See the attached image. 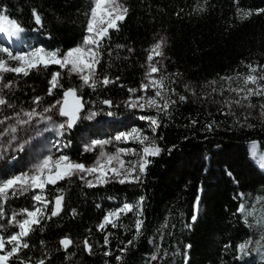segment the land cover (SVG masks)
<instances>
[{"label":"trees","instance_id":"16d2710c","mask_svg":"<svg viewBox=\"0 0 264 264\" xmlns=\"http://www.w3.org/2000/svg\"><path fill=\"white\" fill-rule=\"evenodd\" d=\"M122 2L129 10L127 17L103 41L97 66V74L105 71L114 83L93 90L74 76H64L62 87L48 95L51 73L61 71L58 65H50L18 77L3 95L11 108L27 110L36 97L50 105L62 98L64 90L75 88L84 108L100 110L105 108L102 101L109 100L107 112L120 118L124 114L120 105L130 97L129 89L138 88L144 78L152 37L161 32L168 38L161 75L167 78V96L176 101L167 113L154 116L160 127L153 138L163 151L149 157L151 163L136 186L111 182L88 187L75 176L48 185L47 215L51 216L53 201L60 194L63 212L44 219L27 238L30 246L11 264L22 260L25 264L40 260L45 264H185V255L187 264H264V172L249 154L251 143L264 152L260 108L264 96L228 106L225 101L240 97L227 90L236 88L233 80L221 79L247 75L249 64L258 69L264 65V0ZM90 7L91 0H0V11L19 22L24 39H31L35 47L61 52L81 44ZM33 9L41 17L40 24ZM244 12L252 14L242 19ZM181 95L187 99L180 101ZM80 129L77 123L66 136V152L79 163H89L93 157L81 156L76 143ZM94 136L109 137L99 131ZM32 196L29 192L5 203L0 235L6 238L16 231L8 220L24 208L31 210ZM141 196L144 224L139 237L133 240L134 213L122 215L116 228L97 229L108 211L124 202L135 203ZM241 204L244 212L238 211ZM106 234H110L107 245ZM65 237L73 241L66 250L60 245ZM85 240L92 246L91 253L85 250ZM130 240L133 243L121 251ZM245 241H250L248 254L237 259L242 255L237 246Z\"/></svg>","mask_w":264,"mask_h":264},{"label":"snow or ice","instance_id":"6c2138e0","mask_svg":"<svg viewBox=\"0 0 264 264\" xmlns=\"http://www.w3.org/2000/svg\"><path fill=\"white\" fill-rule=\"evenodd\" d=\"M128 8L124 5L122 0H91V7L88 14L87 25L85 28V35L83 36L81 44L76 47L70 48L67 51L61 52L60 49L45 50L42 47L33 48L27 52H16L15 54L7 47H0V53L6 55L7 59L0 57V81L3 80L4 73H15L17 75L22 74L28 76L32 70L39 71L40 68L47 69L50 65H58L61 71L51 73V79L49 80L48 95L53 94V90L58 87H62L60 84V77L64 70H67L69 74H76L79 76L83 85L96 89L98 85L107 86L114 83L108 76H104L103 79H97V66L101 62V47L103 41L110 37V30H119V24L122 23L128 14ZM252 13L244 12L241 16L242 19H247ZM32 15L37 24L41 23V17L33 9ZM23 27L18 21L10 19L8 15L0 11V33H7L11 36H17L23 32ZM166 39L160 37L148 50L147 61L148 71L146 78L148 83H142L140 86L141 91H147L149 88L155 89V96L138 97L135 101H131L128 106L132 108L139 107L142 111L146 108H155L157 111L168 112L170 104H175L176 101L167 96V85L164 83L166 77H161L159 80L152 79V75L158 73L160 69L157 67V63H153L154 57H163L164 47L166 46ZM120 47V46H118ZM15 62L10 64L9 62ZM248 74L240 77L243 81V85L237 88L227 89L230 92L236 93L240 99L227 100L226 105L232 104L240 105L242 101H248L253 96H264V65L259 66V69L251 64L247 65ZM237 77H222V80H234ZM215 83L214 81L212 82ZM252 85V86H249ZM13 82L9 81L0 85V92L3 89H11ZM215 91V89H213ZM137 89L130 88L129 92L135 94ZM175 95V90H171ZM243 93V95H241ZM159 98L163 103H159L156 98ZM71 98V102L69 101ZM187 98L183 95L179 97L180 101H185ZM41 98L36 97L33 101L35 104L40 103ZM140 101H143L141 103ZM103 104L111 105V101L104 100ZM59 105V115L65 117L66 120L56 126L58 134L62 135L63 131L73 128V126L80 119V112L82 111L84 104L81 98L77 95L75 88H68L63 93V100L56 101L55 104L50 105L43 109L42 113H37L33 108L31 111H24L23 116L27 119L21 118L20 113H16L14 119L15 124H8L3 130H0V137L9 136V144L12 140L16 139L15 134L18 131V126L29 124L35 116H41L45 121L51 120V116H45L44 113H49ZM7 106L9 108L14 107L9 101L0 94V107ZM253 107L251 103L247 105ZM261 115L264 116V104L260 105ZM95 115V113H92ZM111 115V113H109ZM91 118V117H88ZM11 117H5L0 120V124L5 122ZM141 119L148 120L152 126V133L155 135L156 129L160 127L159 120L154 116H142ZM195 123V122H193ZM211 130V125L207 126ZM129 143L134 142L140 144V153H137L133 148H117L114 153H107L104 148L106 145L112 143V141ZM150 138L144 134L140 129L133 127L129 131L120 132L112 140H94L92 143L85 147L84 151H93L99 148V155L92 166H86L82 163L73 161L68 155H60L53 157V155H44L41 159L35 163L29 171L20 172L19 174H13L10 177L0 179V218L4 216V205L10 199L20 195H24L29 192L36 193L32 196V200L35 202L31 208H24L19 213H13L8 220V225L17 229L12 232L6 238L0 235V264H11V261L18 258L20 252L23 249H27L30 245L27 242V238L32 232L37 230V227L41 226V222L44 219H50L51 217L59 215L63 208L64 197L62 194L55 197L54 206L51 209V216L47 215L49 201L45 197L44 193L48 185H56L59 181L70 179L73 176L79 175L81 180H84L88 187L102 186L109 182L115 181L120 184L125 183H138L141 181L142 175L146 173L151 160L149 157L159 156L163 149L153 139L149 142ZM23 146H20L22 150ZM139 154L138 162L126 163L122 158L125 155H137ZM230 175V173H229ZM92 176L93 179H87ZM37 190H39L37 192ZM200 197L196 198V210L198 211ZM143 201L144 197H140L135 203L124 202L121 206L108 211L102 221L97 225L99 231H104L109 225L116 228L120 226L118 224L122 215L128 213H134L137 219L135 220L136 233L133 237L135 240L141 235L142 227L144 224L143 219ZM39 205V206H38ZM239 212H244V205L241 204L238 208ZM75 214V209H73ZM251 215V213H248ZM18 217H20L18 219ZM194 223L197 219V214L194 211L191 217ZM104 237V244L109 243L108 236ZM73 241L67 237L60 240V245L64 249H68ZM133 241H128L125 245L126 250L128 245H131ZM250 241H245L237 246V251L241 253V256H237V259H241L243 255H247V248ZM10 246V247H6ZM85 250L91 253L92 246L87 240L84 241ZM190 248L191 245H187ZM227 247V245H226ZM104 255H111L109 252H105ZM157 257L152 256L155 260ZM117 260L121 257L117 256ZM21 264H25L22 260ZM38 264H45L44 260L38 261ZM185 264H187V256L185 255Z\"/></svg>","mask_w":264,"mask_h":264},{"label":"rangeland","instance_id":"374dc122","mask_svg":"<svg viewBox=\"0 0 264 264\" xmlns=\"http://www.w3.org/2000/svg\"><path fill=\"white\" fill-rule=\"evenodd\" d=\"M5 34V33H4ZM7 35V36H6ZM6 38H12L11 35L6 33ZM19 35V34H18ZM17 35V36H18ZM4 35L0 33V47H7L14 54L16 52H27L32 50L33 48H37L33 45V42L29 38L23 37V33H20L18 39L15 41L14 45L6 44ZM160 37H164L167 41L166 46L164 47V55L163 57H154L153 63H157V67L160 69L158 73L152 75V79L159 80L162 75L161 71L163 69V64L166 58V50L168 47V38L165 34L159 32L152 37L151 44L148 48L150 49L151 45H153ZM46 50V49H45ZM0 57L7 59L6 55L0 53ZM10 64H14L15 62H9ZM148 71V61L146 60V64L144 67V78L140 83L139 87L136 88L137 91L135 94L130 95V97L123 102L120 106L123 109V116L120 118L112 117L107 112L110 108H103L100 110H96L94 108L86 109L80 114V119L78 123L81 125L80 133L76 137V143L80 151L81 156H92V161L89 163H82L86 166H92L99 155V148L94 149L93 151H84L85 147L90 145L94 140H112L116 135L120 132L129 131L131 128L136 127L140 129L144 134L148 135L151 142L153 140L152 126L148 120L141 119L142 116H155L157 113L161 111H157L155 108H146L145 110H141L139 107L132 108L129 107L128 104L131 101H135L138 97L144 96L145 98L155 96V89L149 88L147 91H141L140 86L142 83H148V79L146 78V73ZM76 77L79 81L80 78L76 74H69L67 70H64L61 74L60 80L62 77ZM104 76H107L106 72H101L97 74V79H103ZM3 80L0 81V85L3 83L9 82V77L12 78L10 81L13 82V85L16 83V79L18 77H24L22 74L17 75L15 73H4ZM83 84V82L81 81ZM232 85L234 87H241L243 85L242 79L233 80ZM252 86V85H249ZM14 87V86H13ZM60 88V87H58ZM8 89H3L0 94H4V92ZM159 103H163L158 97L156 98ZM61 100L62 98H58L52 104H55L56 101ZM143 103V101H140ZM50 105H44L41 101L39 104H35L30 109H14L9 108L7 106L0 107V120H3L5 117H11L5 122V124H0V130H3L8 124H15V115L16 113L21 114V118L27 119V117L23 116L24 111H31L33 108L36 109L37 113H42L43 109L49 107ZM95 113V115H92ZM45 116H51V120L45 121L41 118V116H35L29 124L18 126V131L15 134L16 139L11 141L9 144L10 137L3 136L0 137V179L5 178L4 174H9L12 170L16 172L15 174H19L20 172L29 171L32 166L37 163L39 159H41L44 155H53V157H58L60 155H68L66 152V148H68L67 138L69 135V131H63V134L60 135L56 131V126L60 123H63L65 120L59 117V105L57 108L53 109L49 113H44ZM91 117V118H88ZM96 131L107 134L109 137L99 138L94 136ZM23 146L22 150L20 146ZM141 145L134 142L123 143L112 141V143L105 146L104 150L107 153H114L117 148H133L137 150V153H140ZM252 147H254V152H252ZM258 146L256 143H251L249 145L250 156L256 167H258L261 171L264 172V152L260 153L257 150ZM126 163L138 162L139 154L137 155H125L122 157ZM72 159V158H71ZM73 160V159H72ZM75 161V160H73ZM77 162V161H76ZM263 163L262 166L260 164ZM14 168V169H13ZM75 177H79L76 175ZM87 179H93L92 176L87 177ZM84 181V180H82ZM115 182V181H112ZM111 183V182H109ZM139 183V182H138ZM138 183H125L131 186H136ZM39 190H37L38 192ZM33 193V192H32ZM36 193H33V195ZM35 203V202H34ZM39 206V205H38ZM19 213V212H16ZM20 217H18L19 219ZM13 228V227H12ZM17 231V229H15ZM7 247V246H6ZM10 247V246H8Z\"/></svg>","mask_w":264,"mask_h":264},{"label":"water","instance_id":"95a60500","mask_svg":"<svg viewBox=\"0 0 264 264\" xmlns=\"http://www.w3.org/2000/svg\"><path fill=\"white\" fill-rule=\"evenodd\" d=\"M22 33H24V31L22 32ZM67 90V89H66ZM66 90H64V91H66ZM64 93V92H63ZM80 97V96H79ZM81 98V100H82V102H83V98L82 97H80ZM62 100H63V94H62ZM69 101L71 102V98H69ZM83 104H84V102H83ZM104 105V107H106V108H110L111 106L110 105H106V104H103ZM84 111V107H83V109H82V111L80 112V114L82 113ZM59 117L61 118V119H63V120H66V118L65 117H62V116H60L59 115ZM77 123H78V121H77ZM77 123L73 126V128H71V129H67L70 133L71 132H73L74 130H75V128H76V126H77ZM55 201V200H54ZM54 201H53V204H52V207L54 206ZM62 212H63V208H62V211L59 213V215H57V216H54L53 218H57V217H59L61 214H62ZM71 246V245H70ZM69 246V247H70ZM62 247V246H61ZM63 248V247H62ZM64 249V248H63ZM64 250H66V249H64ZM88 252V251H87Z\"/></svg>","mask_w":264,"mask_h":264},{"label":"bare ground","instance_id":"6f19581e","mask_svg":"<svg viewBox=\"0 0 264 264\" xmlns=\"http://www.w3.org/2000/svg\"><path fill=\"white\" fill-rule=\"evenodd\" d=\"M1 34H3L4 36L3 37H5V35H6V33L4 34V33H1ZM20 35V34H19ZM18 35V36H19ZM7 36V35H6ZM18 36H14V37H12V36H10V37H12V38H6L5 37V42H6V44H11V45H14V43H15V41L18 39ZM252 152H254V147H252V150H251ZM263 165V163H261L260 164V166H262Z\"/></svg>","mask_w":264,"mask_h":264}]
</instances>
